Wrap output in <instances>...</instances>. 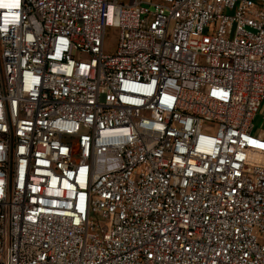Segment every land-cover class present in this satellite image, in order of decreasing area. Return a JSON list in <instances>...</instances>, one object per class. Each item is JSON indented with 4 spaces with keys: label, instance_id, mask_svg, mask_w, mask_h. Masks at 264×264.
Wrapping results in <instances>:
<instances>
[{
    "label": "built area",
    "instance_id": "2783aa9c",
    "mask_svg": "<svg viewBox=\"0 0 264 264\" xmlns=\"http://www.w3.org/2000/svg\"><path fill=\"white\" fill-rule=\"evenodd\" d=\"M263 102L264 0H0V264H264Z\"/></svg>",
    "mask_w": 264,
    "mask_h": 264
},
{
    "label": "rangeland",
    "instance_id": "374dc122",
    "mask_svg": "<svg viewBox=\"0 0 264 264\" xmlns=\"http://www.w3.org/2000/svg\"><path fill=\"white\" fill-rule=\"evenodd\" d=\"M151 9H153L151 7ZM119 42V30L117 28H110L105 36V51L115 52ZM205 132L213 133L214 129H205Z\"/></svg>",
    "mask_w": 264,
    "mask_h": 264
},
{
    "label": "crops",
    "instance_id": "0c3cea01",
    "mask_svg": "<svg viewBox=\"0 0 264 264\" xmlns=\"http://www.w3.org/2000/svg\"><path fill=\"white\" fill-rule=\"evenodd\" d=\"M253 134L257 137L264 138V102L262 107L253 121Z\"/></svg>",
    "mask_w": 264,
    "mask_h": 264
}]
</instances>
